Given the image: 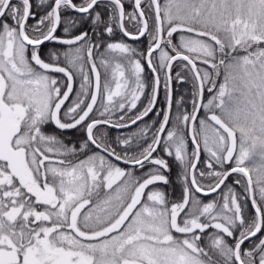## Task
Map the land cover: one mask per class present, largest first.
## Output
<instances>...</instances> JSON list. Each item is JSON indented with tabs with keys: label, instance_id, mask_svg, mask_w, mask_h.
<instances>
[{
	"label": "snow or ice",
	"instance_id": "snow-or-ice-1",
	"mask_svg": "<svg viewBox=\"0 0 264 264\" xmlns=\"http://www.w3.org/2000/svg\"><path fill=\"white\" fill-rule=\"evenodd\" d=\"M0 264H264V0H0Z\"/></svg>",
	"mask_w": 264,
	"mask_h": 264
},
{
	"label": "trees",
	"instance_id": "trees-1",
	"mask_svg": "<svg viewBox=\"0 0 264 264\" xmlns=\"http://www.w3.org/2000/svg\"><path fill=\"white\" fill-rule=\"evenodd\" d=\"M35 2H36V0H33L34 5H35ZM76 2H79V0H76ZM123 2H124V5H125L126 12L127 11H132V3H131V0H128V1L123 0ZM33 10L36 11V8L34 7ZM29 23H32V21L30 20ZM125 23H127V21ZM116 36H117V39H119V38L122 37L121 33H119L118 30H117ZM123 39L125 41H127L128 43H130L131 45H133V46H135L137 48H140V49H146V46H147V43H148V41H147L146 38H141V40H139V41H130V40H127L125 37H123ZM177 63H179V62H177ZM176 71H180V68L179 67H175L173 69V74ZM145 76H146V79L147 80H149V81L151 80L150 73H148L147 70H146ZM173 88H174V99L177 98V97H179L180 95H190V89H191V85L190 84L177 85L176 82H175V80H174L173 81ZM163 101H164V94H163V90H161V94H160V97H159V103L157 105V108L163 106ZM187 107H188L189 110L191 109V105L190 104H188ZM161 118L162 117H156L155 115L150 114L148 117L145 118V120L143 122H140V126L143 127V125L145 123H147V124H153L155 121H158ZM135 129H136V126L132 128V130H135ZM122 131H123L124 135H127V133L130 132L129 129L122 130ZM81 135H82V133H75L74 135L70 133L69 134V137L72 138V139H76V138H78ZM168 159H169V163H170V165L172 167V171L173 172H176L177 173V176H178V174H179V168H178L176 162L173 159H171V158H168ZM201 167H202V165H201ZM177 182L178 183H175V185L170 183L167 186H163L162 185L161 187H163L172 197L178 198L180 196V194H181V185H180L178 179H177ZM228 183H232V179H230L228 181ZM236 187H237V189L239 191H242V189H240L239 186H236ZM213 195H215V194H213ZM209 199H211V197H203V200L205 202H207ZM249 211H251L250 204H249ZM253 239H255V238H253ZM243 247H245V248L248 247L247 242L245 243V245Z\"/></svg>",
	"mask_w": 264,
	"mask_h": 264
},
{
	"label": "flooded vegetation",
	"instance_id": "flooded-vegetation-1",
	"mask_svg": "<svg viewBox=\"0 0 264 264\" xmlns=\"http://www.w3.org/2000/svg\"><path fill=\"white\" fill-rule=\"evenodd\" d=\"M126 1H128V0H126ZM13 2H17V0H13ZM131 3H132V0H131ZM75 15H79V14H75ZM57 34L60 35L61 33L58 32ZM121 35H122V34H121ZM52 47H53V45L48 44L47 47L44 48V51L46 52L49 48H52ZM57 75H60V74H57ZM76 87H77V89H78L79 85L77 84ZM134 127H135V126H134ZM128 134H129V132L127 133V135H128ZM66 138H67V137H66ZM166 159H168V158H166ZM166 175H169V177H170V181H171V184H174V185H175V183H178V182H177V173H176V172L171 171V173H167ZM197 195H199V194H197ZM172 198H174V197H172ZM175 198H176V197H175ZM209 231H212V230L209 229Z\"/></svg>",
	"mask_w": 264,
	"mask_h": 264
},
{
	"label": "water",
	"instance_id": "water-1",
	"mask_svg": "<svg viewBox=\"0 0 264 264\" xmlns=\"http://www.w3.org/2000/svg\"><path fill=\"white\" fill-rule=\"evenodd\" d=\"M127 40H128V38L127 37H125ZM146 118V117H145ZM135 126V125H134Z\"/></svg>",
	"mask_w": 264,
	"mask_h": 264
}]
</instances>
